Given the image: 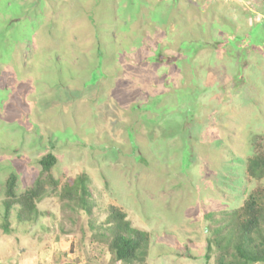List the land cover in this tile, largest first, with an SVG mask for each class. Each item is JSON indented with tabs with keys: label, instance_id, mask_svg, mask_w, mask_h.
<instances>
[{
	"label": "rangeland",
	"instance_id": "obj_1",
	"mask_svg": "<svg viewBox=\"0 0 264 264\" xmlns=\"http://www.w3.org/2000/svg\"><path fill=\"white\" fill-rule=\"evenodd\" d=\"M256 142L264 0H0V264H125L96 235L111 206L149 234L132 264H216L205 215L264 187ZM10 174L17 195L45 186L4 232ZM81 175L90 214L59 197Z\"/></svg>",
	"mask_w": 264,
	"mask_h": 264
},
{
	"label": "trees",
	"instance_id": "obj_2",
	"mask_svg": "<svg viewBox=\"0 0 264 264\" xmlns=\"http://www.w3.org/2000/svg\"><path fill=\"white\" fill-rule=\"evenodd\" d=\"M258 152L247 158L245 175L248 179L259 181L264 178V148L256 142ZM56 157L48 153L38 160L41 175H46L45 183L56 189L57 182L50 175ZM16 176L10 174L4 185L2 201V228L8 231L10 216L15 208L16 221L29 222L37 216L36 201L44 191L41 180L36 185L16 194ZM61 200H69L86 213H91L93 204L90 201L86 186V177L78 176L70 183L59 188ZM209 226L205 229L210 233L207 239L205 260L214 251L216 264H263L264 263V187L253 188L242 204L228 211H221L219 218L213 214L205 215ZM211 223L214 225L211 226ZM98 240L106 243L107 250L113 254L117 263L132 264L143 262L148 255L149 234L132 227L126 215L116 207H109L104 225L96 228Z\"/></svg>",
	"mask_w": 264,
	"mask_h": 264
},
{
	"label": "crops",
	"instance_id": "obj_3",
	"mask_svg": "<svg viewBox=\"0 0 264 264\" xmlns=\"http://www.w3.org/2000/svg\"><path fill=\"white\" fill-rule=\"evenodd\" d=\"M245 35V33L244 34H242V35H239V37H243Z\"/></svg>",
	"mask_w": 264,
	"mask_h": 264
}]
</instances>
